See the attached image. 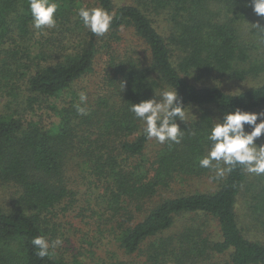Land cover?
I'll list each match as a JSON object with an SVG mask.
<instances>
[{
    "label": "trees",
    "instance_id": "16d2710c",
    "mask_svg": "<svg viewBox=\"0 0 264 264\" xmlns=\"http://www.w3.org/2000/svg\"><path fill=\"white\" fill-rule=\"evenodd\" d=\"M134 1L56 0L57 27L35 29L28 0H0V99L17 103L0 109V185L18 188L16 206H0V264H92L82 250L93 264H264V175L238 166L210 179L198 163L214 121L264 109V41L252 26L264 18L251 0ZM81 6L114 13L109 31L86 29ZM123 30L132 42L119 50ZM101 51L103 91H86ZM209 76L246 88L198 84ZM169 87L190 114L176 121L180 143L160 144L129 108ZM38 235L63 244L40 258Z\"/></svg>",
    "mask_w": 264,
    "mask_h": 264
},
{
    "label": "clouds",
    "instance_id": "9594fccd",
    "mask_svg": "<svg viewBox=\"0 0 264 264\" xmlns=\"http://www.w3.org/2000/svg\"><path fill=\"white\" fill-rule=\"evenodd\" d=\"M253 11L258 16H264V0H251ZM59 4L56 0H28L32 24L35 29H54L57 27L55 14ZM76 16L83 26L95 36H103L109 31L114 19V13L103 7L81 6ZM256 35L264 41V26L252 24ZM123 87V84H121ZM79 102L75 105L78 115L86 116L88 96L85 91L78 94ZM129 111L143 124V132L147 139H155L158 143H180L184 136L178 123L187 121L190 114L181 102L176 87L165 88L159 93V98L153 96L139 103H131ZM264 113L249 112L236 108L224 114L223 119L214 121L207 133L210 146L207 155L199 158L201 168L214 172L210 179H224L238 166L249 173L264 175V144L259 147L254 141L264 133ZM259 119V122H257ZM245 125L251 131H245ZM63 241L57 238L49 241L45 236H35L31 245L40 258L48 257L61 246Z\"/></svg>",
    "mask_w": 264,
    "mask_h": 264
},
{
    "label": "rangeland",
    "instance_id": "374dc122",
    "mask_svg": "<svg viewBox=\"0 0 264 264\" xmlns=\"http://www.w3.org/2000/svg\"><path fill=\"white\" fill-rule=\"evenodd\" d=\"M114 2H116L117 5L119 4H130V3H134V0H114ZM261 18H264V16H261ZM153 20H154V26L162 33V34H166V20L164 19L162 14H158V15H154L153 16ZM121 35V40L119 43L114 44L115 47H117L119 50H123L124 48L127 47V45L132 42L130 33L128 31H121L120 32ZM140 56H143L144 59L148 60V55L147 54H140ZM97 64H96V71L93 72V75H91L90 77L86 78L83 80L82 85H80V88H85L86 91H95V92H102L103 89L101 88L104 82V74H105V68H106V61H105V57L103 52L101 51L100 54L97 55ZM202 83L205 85H209V86H213V85H217V86H221L223 89L227 90L228 92H236L238 90H242L244 88H246L245 83L246 82H241V84H236L235 82H230V81H226L225 78L223 77L221 79L209 76L204 78L202 81H198V84ZM92 83H95L94 86H92ZM25 94V93H24ZM26 95V94H25ZM19 98V96H18ZM23 99V98H22ZM17 100V99H16ZM10 101V100H9ZM17 101H21V100H17ZM14 101V102H17ZM4 104L3 107V111L5 112H9L10 110H14L16 108V104L17 103H11L8 102L6 99L4 101L3 99H0V109L2 107V105ZM257 113H264V109L261 108L257 111H255ZM261 119H264V117H261ZM259 122V119L258 121ZM212 182H204V181H200L198 182V186L199 189L204 190V191H209L212 189ZM76 187V185H75ZM18 195V188L16 186H13V184H8L5 183L4 185H0V206L4 209H11L12 207L16 206L15 205V196ZM212 224H215V221H212ZM97 224L95 225V231H97ZM94 231V227L91 230V238H92V233ZM247 236L250 238H261L259 235L254 234L252 232V230H248V232H246ZM98 239V237H97ZM98 244L100 245L99 241ZM103 246L100 247L101 252L103 250ZM119 256L120 253H119ZM82 259H84L87 263H92L93 262H97L98 260L94 257V258H90V253L87 251L82 250Z\"/></svg>",
    "mask_w": 264,
    "mask_h": 264
}]
</instances>
